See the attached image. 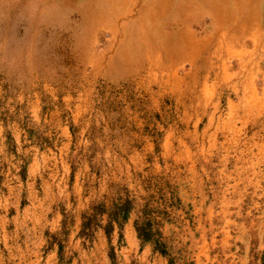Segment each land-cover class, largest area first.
<instances>
[{"label": "rangeland", "instance_id": "374dc122", "mask_svg": "<svg viewBox=\"0 0 264 264\" xmlns=\"http://www.w3.org/2000/svg\"><path fill=\"white\" fill-rule=\"evenodd\" d=\"M196 43L232 52L197 73ZM65 136L88 229L132 219L163 264H264V0H0V188Z\"/></svg>", "mask_w": 264, "mask_h": 264}, {"label": "crops", "instance_id": "0c3cea01", "mask_svg": "<svg viewBox=\"0 0 264 264\" xmlns=\"http://www.w3.org/2000/svg\"><path fill=\"white\" fill-rule=\"evenodd\" d=\"M208 47L214 48L212 55L208 53ZM224 47L230 55L232 51L229 45L196 43L195 61L190 62L191 66L198 63L195 69L197 73L209 68L210 59L219 57ZM204 51L209 56L203 57ZM45 145L40 143L37 146L41 159L30 160L25 170L22 169L23 163H17L10 177V185L0 188V213L14 222V231L18 232L15 236L17 262H14L135 264L137 261H158L163 264L161 257L153 255L149 247L141 245L132 219L117 225L104 216V220L88 229L83 218L87 207L83 201L86 202L87 193L83 187L82 174L72 168L73 157L68 154L72 149L71 140L65 136V140H59L55 148ZM48 150L51 156L44 155ZM48 164L49 168L44 166ZM36 167L38 170H35ZM70 211L74 213L72 220L66 218ZM5 235L7 238L12 237ZM0 239L2 244L7 245L3 235ZM6 260L9 263V259L2 256L0 264Z\"/></svg>", "mask_w": 264, "mask_h": 264}, {"label": "bare ground", "instance_id": "6f19581e", "mask_svg": "<svg viewBox=\"0 0 264 264\" xmlns=\"http://www.w3.org/2000/svg\"><path fill=\"white\" fill-rule=\"evenodd\" d=\"M162 0H160V2H161ZM164 1V0H163ZM212 1V0H211ZM192 2V1H191ZM163 4V3H162ZM167 4V3H166ZM213 4V3H212ZM165 5V4H164ZM194 5V4H193ZM190 6V5H189ZM201 6V5H200ZM165 7H166V5H165ZM189 8V7H188ZM238 9V8H237ZM165 10L166 9H164V8H162L161 9V11H159V8H157V10H155L154 12H155V14H156V16L157 15H160L161 13L163 14V16L164 15H166V12H165ZM216 11V10H215ZM192 12V11H191ZM143 17V16H142ZM219 17V16H218ZM226 17V16H225ZM188 18H190V17H188ZM250 19V18H249ZM154 20V19H153ZM219 20V19H218ZM140 21H141V19H140ZM144 21V20H143ZM250 21V20H249ZM152 26V25H151ZM247 26H248V24H247ZM142 31V30H141ZM139 32V31H138ZM183 32V31H182ZM192 43H193V41H192ZM190 46V45H189Z\"/></svg>", "mask_w": 264, "mask_h": 264}]
</instances>
